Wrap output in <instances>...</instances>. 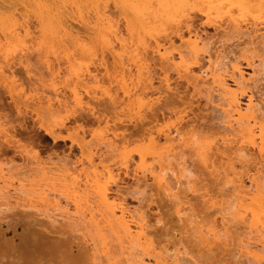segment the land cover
Listing matches in <instances>:
<instances>
[{
    "label": "bare ground",
    "instance_id": "6f19581e",
    "mask_svg": "<svg viewBox=\"0 0 264 264\" xmlns=\"http://www.w3.org/2000/svg\"><path fill=\"white\" fill-rule=\"evenodd\" d=\"M196 15L200 20L198 25L194 24ZM207 27L212 28L214 33L209 35L206 31ZM78 31H83L82 34L87 36L88 39L77 36L86 39L85 44L83 39L82 43L76 37ZM35 34H37L35 44L37 43L40 49L45 48L47 52L51 50L46 46L52 48L56 42L60 43L67 38V42L73 38L70 42L75 48L77 46L80 48H76L81 50L80 55L84 53L81 57H86V54L89 58L93 57L98 46L100 50L113 51L115 57H112L114 55L111 57L115 58L119 65L114 64L121 68L117 78L115 77L116 81H120L119 84L117 83L120 89L117 90L123 89L124 93H128L127 81L130 80L131 86L134 85L132 90L130 89L131 93L137 92L140 90L137 86L144 82L145 86L142 84L144 87H141L142 85L140 87L143 88V92L148 90L152 96L154 95L153 98L150 97L152 103L151 100H148L149 103L145 100L147 97L142 96L143 92L140 93L143 98L141 97V100L138 98L140 95L137 93L142 90L133 93L134 95L130 93L133 98L127 96L126 103L130 97L132 100L130 99L131 104L128 102L129 106L133 105L134 101V105L140 102L146 104L147 101L149 116L146 121L150 125L154 123L151 126L159 129L151 130L153 128L149 129L150 126L145 130L148 131L145 132L147 135H143L147 137V142L142 139L143 143L134 149L139 156L136 158L139 163L136 160L138 170L134 168L135 164L132 165L136 172L131 171L135 183L132 184L134 188L131 189L133 194L131 195L139 202L138 207L130 209L122 203L121 206L116 207V211L115 208L109 207L107 201L108 193L112 192L109 188L110 182L106 183L104 180L99 182L97 178L99 174L95 175L97 176L95 178L91 177L98 170L92 156L98 154L89 149L86 143L76 140L73 135L63 136L61 128L67 127L66 122H69L70 118L78 127H85L92 120L98 121L106 115L107 106L113 109L119 103L124 106L125 97H116L117 94L111 93L107 95L110 88L105 92L107 90L105 86L106 89L102 93L108 98V101L102 104H106L105 110L101 104L97 105L99 109L90 106L84 112L67 108L65 115H59L63 106L59 99L64 100L63 98L56 97L57 107L53 106V100L50 99L47 104L45 100L46 111L41 110L43 108L40 106H43L39 103L40 110L33 109L34 116L31 114L27 116V111L21 110L16 104V115L21 118L19 127L25 129V124L31 122V130H42L53 143L68 138L72 144L77 145L83 158L86 154L91 155L86 157L87 162H81L80 159L72 160L69 153L56 161L52 157L41 160L38 156L39 146L37 149L34 145L35 136L28 137L17 130L10 133L12 139L7 138L0 143V154L11 156L9 159H4L6 162L0 161V199L4 200L2 202L0 200V205H3V208L0 206V264H203V260L208 261L209 264L222 260L228 261L229 264L230 261L231 264H262L264 261V93L259 88L264 86L262 85L264 83V0H0V51H3L1 54H5L6 58L8 54L9 57L11 53L14 55L15 49L20 50L21 44L25 45L29 39L33 40ZM116 42L120 46L117 47L121 48L120 52L118 48L115 51L112 46ZM29 43L32 44L28 42V45ZM63 44H66L65 41ZM15 45L20 47L15 48ZM72 47L70 46L71 49ZM70 48L65 50L67 56L72 53L69 51ZM139 49L144 53H150L149 62L151 60L153 67L156 68L154 72L156 77L154 74V77L147 75L151 71L147 72L148 66L146 65L145 70L143 63L148 59L141 54L139 57ZM19 50L16 52L18 53ZM58 51L54 49V53ZM37 52L40 50L38 49ZM121 54L126 58V62H123L124 58ZM49 55L52 56L51 53ZM0 56L4 57V55ZM73 58V63L71 57L66 58L71 60L68 65L76 64L74 62L77 59ZM100 58L104 59V57ZM130 62H134L133 65L139 64L135 68V80L133 79L135 83H131L133 76L130 72L133 71L127 68ZM242 62L250 71L243 68ZM140 64L144 68H141ZM74 67L72 70L75 72ZM139 68L146 73L138 72V74ZM115 71L114 73L117 72ZM77 72L78 70L75 73L79 77ZM87 73H90L88 69ZM172 73L175 75L174 78ZM139 76L143 77L141 80L143 82H137ZM125 77L130 79L127 78L126 81ZM155 80L159 83L158 87L154 85ZM175 82H178L179 86H185L186 90L191 88L192 99L197 97L205 100L204 104L209 115L207 121L203 118L207 124L206 126L204 124V127L210 128V132L208 133V129L206 135L200 130V126L203 125L196 122L192 125L193 119L190 122L189 118L185 122L182 121L183 118L179 120L176 117L177 122L179 121L176 122L177 124H174V121H171L172 124L170 121L164 122L163 125L158 124L157 114L165 116V113L173 112L174 105L177 106L174 96L178 97L180 92L174 85ZM9 86L13 88L14 85ZM16 90H13L14 93ZM14 95H17V92ZM11 98L13 102L18 101L13 99L15 97L11 96ZM65 100L66 102H63L66 105L64 104L62 110L66 108L65 106H69L68 99ZM75 100L80 105V98L76 97ZM142 103L140 108L139 104L138 106L136 104L133 111L131 110L134 105L130 109L127 104L126 109L119 105L120 108L112 112L119 113L118 110L124 109L127 113L129 108L130 112L127 114L131 119L135 116L136 122L139 121L140 124L145 120L144 113L140 114L145 107ZM156 105H158L157 109H154ZM99 110L104 115L101 116ZM97 111L99 113H96ZM42 112H48L46 117L44 115L45 119L43 116L40 117ZM174 113L176 116L178 113L182 114L181 110ZM181 114L179 117L182 116ZM181 121L185 123L180 124ZM195 125L197 128L199 126L201 134L193 132V128H190L188 131L190 133L192 130V132L188 135L186 127H195ZM144 128L147 126L143 125L142 130ZM16 137L18 139H15ZM21 137L30 144H22L19 140ZM106 146L108 153L106 156L113 155L115 157L112 160L118 162L112 164L128 170V163L133 159L132 151L125 150V147H117L115 142L107 141ZM87 151L89 153H86ZM54 153L56 152L51 154ZM100 155H98L99 164L107 166L104 164L107 160L106 156ZM109 157L107 158L110 159ZM147 157L150 161L146 160ZM85 163L90 165L87 166ZM78 165L81 167L79 168ZM76 166L77 169L79 168L78 171L76 169L78 173L75 171ZM90 166L94 170L97 168L96 172L90 171L93 172L92 175L88 173ZM128 172L126 174L123 172L124 176L129 174ZM167 173L172 175L168 174L171 179L168 178ZM88 176L92 179L91 183L87 179ZM206 179H209V185L212 187L214 185V195L208 192L209 187L206 186L208 182L203 184ZM6 181L13 184V181H16L18 184L12 187L13 185L5 183ZM194 181H198V184L202 182L203 187L207 189L204 188L201 192L202 184L200 183L201 189L198 184L196 188L192 185ZM191 182L192 184H189ZM149 184H153L159 198L172 207L173 211L170 210L179 223V229L176 228L179 234L177 232L175 234V231L170 229L174 233L172 242L168 241L171 237L162 238L161 241L164 240V243L160 240L155 243V236L154 239L152 238L166 221L162 217L155 216L152 221L148 214V207L146 208L145 205H150L147 203L152 200V194L151 198L146 195L151 191H146ZM8 185L11 186L10 191L14 193L11 194L16 195L13 196L14 198L9 195L11 197L9 199L13 198L12 200L15 201V203L11 201L13 204L8 202L9 196L6 195L9 190L5 188L9 189ZM117 185L119 186L118 183ZM3 187L6 190L4 192L1 190ZM187 187L189 190H185ZM186 192L191 193L192 198L187 197ZM57 197H63L67 202L71 201L75 210L70 211L68 205L64 208L59 207ZM144 200L150 201L141 205ZM121 202L117 204L120 205ZM55 210H59L57 213H60L57 215ZM157 224L160 226L158 227ZM165 224L167 225V222ZM22 227L29 230L31 239L23 235L20 230ZM165 227L163 225L162 229ZM70 233H72L71 239L60 238ZM25 244L30 249L24 252L22 248ZM226 255H228L227 260Z\"/></svg>",
    "mask_w": 264,
    "mask_h": 264
},
{
    "label": "rangeland",
    "instance_id": "374dc122",
    "mask_svg": "<svg viewBox=\"0 0 264 264\" xmlns=\"http://www.w3.org/2000/svg\"><path fill=\"white\" fill-rule=\"evenodd\" d=\"M112 8V7H111ZM111 11H113V10H111ZM196 18V21L194 22V24L195 25H198V23H200V20H199V16H195ZM207 30V33L209 34V35H211V34H213L214 32H213V29L212 28H209V27H207L206 28ZM82 32L83 31H78V33L76 34V37L77 36H83V37H85L84 36V34H82ZM79 33H81L80 35H79ZM85 33V32H84ZM37 36V34H35V36H33L34 38H33V40H31L30 41V39H29V41H26L27 42V44L25 43V45H24V43H22L21 45V47L20 46H14L15 48L16 47H20V50L17 48V49H15V52H13L14 53V55L11 53V58L7 55V57L8 58H6V55L5 54H1L3 51H0V55H4V57L6 58V59H4V57H2L1 58V56H0V79L1 78H4V80L3 79H1L0 80V143H3L4 141H5V139H12L11 137H10V135H12V134H10V133H12V131H20V132H22V133H24L25 134V136H28V137H32L33 135L35 136L34 138H36V140H35V143H34V145H35V148H37L38 146V148H39V154L40 155H38L39 156V158H41V160H45V159H48V158H50L51 159V157H52V159L53 160H57V159H59V158H62L64 155H66V154H70V157H71V159L72 160H81V162H87V159H86V157H89V155H91V154H86V153H89L88 151L85 153L86 155H84V156H86V157H82L81 156V153H80V151H79V148L77 147V145H75V144H72L71 143V141H70V139H65L64 141H56V143H53L52 142V140L48 137V136H45V134H43V131L41 130V131H38V130H35V131H33V130H31V127H32V125H31V122H27V124H25V129H23L22 127H19V122H20V120H21V118H18L19 116H17L16 115V109H15V105L17 104L18 106H19V108L21 109V110H25V111H27V113L28 114H26L27 116L28 115H35L34 114V111H39L40 109H39V103H41L40 105H42L43 107H41L40 106V108H43V109H41V110H43V111H46V110H44V106L48 103V102H50L49 100L51 99V101H52V103H53V106H55V107H57L58 105H57V103L55 102V100H56V97H57V99H59V98H63L64 100H62V99H59L60 101H64V102H66V100L65 99H68V101H67V104L69 105V106H65L66 108V110L64 109V110H62L63 108V106H64V102L62 103L61 102V105L63 104V106L61 107V113L59 114V115H65L66 114V111L68 110V109H75L77 112H84V111H87L88 109H89V107L90 106H95V107H97V105H100L101 104V107H103V109H104V106L106 105H102V104H104V103H106L107 101H108V98L107 97H105L104 95H105V93L102 95V93L105 91V89L107 88V90L105 91V92H107L108 91V89L110 88V91L107 93V95H109L110 93L111 94H117L116 95V97L118 96V97H120V98H123V97H125V98H123V100H125V102H123V104L124 103H126V98L128 99V97H129V95L133 98V96L132 95H134V94H136L137 92H139V91H141V92H139V93H137L138 95H140L138 98L140 99L143 95H145L146 97H144V98H146L145 100H151V98L150 97H154V95L152 96L151 94L152 93H150V91H144V92H146L145 94H144V92H143V88L141 89V87H144L145 85L143 84L144 82L143 81H141L142 79H143V77H141L140 78V76H139V78L138 77H136V78H138V81L137 82H143V83H141V85L139 84L138 86H137V88H140V90H138L137 88L135 89L134 88V90H138L137 92H133V93H131V90H132V86H134V85H132L131 86V84H130V80L129 81H127L128 79H130V77L128 78V77H125V79H126V81L128 82L127 83V87L129 88V94L128 93H124V90H123V92H122V90H117V89H120V87L117 85V83L119 84V82L118 81H116L115 79L117 78L116 76H117V73L119 72V70L121 69H119V66H117V65H119V64H117L116 63V59L114 58H112V57H115V55L113 54V51L112 52H108V51H110V50H107V49H101L100 50V48H99V46H98V48L96 47L95 49L97 50V51H95V49H93V47H91V49H93V51H95V52H93V53H95L94 55H96V56H94L93 55V53H92V55H93V57L91 56L90 58L89 57H87V54L85 55L86 57H81V55H83V54H81L80 55V52H81V50L79 51L78 49H80V48H78V46L76 47V48H78V49H76L72 44V42H70V41H72V39L73 38H71L70 39V41H68L67 42V40H68V38L67 37H64V39L65 38H67V40L65 39V40H62V42H56L55 44L56 45H53V47L52 48H48L47 46H46V48L47 49H50L51 50V54H52V56L51 55H49L50 53L49 52H47V51H45V48L43 49V48H39L40 46H37V43L35 44V37ZM73 36H74V34H73ZM71 37V36H70ZM75 37V36H74ZM83 37H82V39H83ZM87 37V36H86ZM85 37V38H86ZM77 38H79V37H77ZM80 40V42H82V39L81 38H79ZM86 39H88V38H86ZM85 39V40H86ZM213 39H215V37L213 38ZM37 40H38V37H37ZM37 40H36V42H37ZM74 40H75V38H74ZM78 40V39H77ZM84 39H83V42L85 41ZM90 40V39H89ZM34 41V42H33ZM64 41H65V43L67 44V48H65L66 47V44L64 45L63 43H64ZM78 41V42H79ZM91 41V40H90ZM90 41H88V44L90 43ZM28 42H31L32 44L30 45V43H29V45H28ZM70 42V43H69ZM73 42H75V41H73ZM82 42V43H83ZM72 43V44H71ZM77 43V42H76ZM75 44V43H74ZM84 44H85V42H84ZM87 44V45H88ZM116 44V45H115ZM114 45H112V46H114V50L116 51L117 49L116 48H118V47H120L119 45H118V43L116 42ZM18 45V44H17ZM20 45V44H19ZM24 45V46H23ZM91 44H89V46H90ZM93 45V44H92ZM28 46L30 47V48H28ZM34 46H36V48L34 47ZM42 47H44V45H41ZM70 46L72 47V49L70 48ZM94 46H96V44L94 43ZM118 46V47H117ZM70 48V53H68V54H70V56H67V54L65 53V50H68L69 48ZM28 48V49H27ZM32 48V49H31ZM90 48V47H89ZM2 49V48H1ZM35 49V50H34ZM38 49L40 50V52H37L38 51ZM46 49V50H47ZM54 49H55V51H58V49L60 50V51H58V53H54ZM77 51H76V50ZM111 49H113V47L111 48ZM119 49V48H118ZM121 49V48H120ZM118 50L119 52L121 51V50ZM17 50H19L18 51V53L16 52ZM27 50V51H26ZM37 50V51H36ZM72 50V51H71ZM75 50V51H74ZM90 50V49H89ZM98 50H100V52H98ZM44 52V54H43V52ZM69 51H66V52H69ZM74 51V52H73ZM48 54H47V53ZM62 52V53H61ZM79 52V53H78ZM101 52H102V54H101ZM137 52H138V50H137ZM139 57H141V55H143L146 59H148V61H146L147 63L149 62V59H150V53L149 52H143V51H140V49H139ZM21 53V54H20ZM38 53H40V54H38ZM66 54V56H64L65 54ZM87 53V52H86ZM109 53H112V54H109ZM118 53V52H117ZM38 54V55H37ZM47 54V55H46ZM63 54V55H62ZM73 54V55H72ZM78 54H79V56H78ZM90 54V53H89ZM141 54V55H140ZM62 55V56H61ZM75 55H77V56H75ZM112 55H114V56H112ZM121 55H123V54H121ZM147 55V56H146ZM44 56H45V58H44ZM47 56V57H46ZM75 56V59H77V60H75L73 57ZM89 56V55H88ZM112 56V57H111ZM149 56V57H148ZM13 57V58H12ZM70 58L71 57V60H72V58L76 61V62H74V63H76V64H71V65H68L69 64V61L71 62V60H69V59H67L66 60V58ZM100 57H104V59L103 58H100ZM123 58H124V60H123V62L125 61L126 62V58L124 57V55L122 56ZM144 57L142 58V59H144ZM10 58V59H9ZM79 58V59H78ZM80 58H82L83 60H84V62H83V60L82 59H80ZM86 58V59H85ZM89 58V60L87 61V59ZM98 58V59H97ZM49 59V60H48ZM101 59H103V60H101ZM22 60V61H21ZM46 60V61H45ZM48 60V61H47ZM80 60V61H79ZM24 61V62H23ZM77 61H79V62H77ZM86 61V62H85ZM114 61V62H113ZM141 61H143V60H141ZM26 62V63H25ZM89 62V63H88ZM101 62V63H100ZM112 62H113V64L114 63H116L117 65H113L112 64ZM128 62V61H127ZM144 62V61H143ZM146 62H144L143 63V65L145 64V70H146V65L148 66V71L147 72H149V71H151V72H149V74H147V75H150V76H153V74H154V72H156V68L155 67H153V63H152V61L150 60V62L148 63L149 65H152L151 67L146 63ZM68 63V64H67ZM72 63H73V60H72ZM77 63H80L81 65H77ZM84 63V64H83ZM86 63V64H85ZM129 63V62H128ZM128 63H125L126 65L128 64ZM51 64V65H50ZM124 64V65H125ZM134 64V62H130V66L129 65H127V68H129L131 71H133V72H130V73H132V75L131 76H133L131 79L133 80H135V74H136V71H135V68H136V65H137V67H138V63L136 64V65H133ZM142 64V63H141ZM140 64V67L142 68L143 67V65H141ZM69 67H68V66ZM74 65H75V67H74ZM132 65H133V67H132ZM242 65H243V68L245 69V70H247V71H250V69L248 68V67H246V64L244 63V62H242ZM71 66V67H70ZM76 66H77V68H76ZM79 66V67H78ZM112 66H114V68L112 67ZM73 67H74V69H75V72L78 70V72H77V74H78V76L79 77H77V75H76V73L72 70L73 69ZM118 67V68H117ZM150 67V68H149ZM79 68V69H78ZM141 68H139V69H137V73L138 72H140V73H142V72H145L144 70H142ZM144 68V67H143ZM87 69L90 71V73H87ZM114 69H116V71L114 70ZM106 70H107V72H106ZM112 70H113V72H112ZM111 71V72H110ZM114 71L116 72V73H114ZM110 72V73H109ZM113 73V74H112ZM120 73H121V71H120ZM134 73V74H133ZM146 73V72H145ZM145 73H142V74H145ZM89 74H91V76L89 75ZM139 74V73H138ZM138 74H137V76H138ZM142 74H140V75H142ZM95 75V76H94ZM107 75H108V77H107ZM109 75H111L113 78H111V76L109 77ZM121 75V74H120ZM119 75V76H120ZM174 75V73H172V76ZM118 76V77H119ZM154 76L156 77L157 75L156 74H154ZM153 76V77H154ZM116 77V78H115ZM175 77V75L173 76V78ZM67 78V79H66ZM128 78V79H127ZM111 79L113 80L112 82H111ZM139 79H140V81H139ZM3 80V81H2ZM115 80V81H114ZM131 81V83H135L136 81ZM2 81V82H1ZM110 81V82H109ZM109 82V83H108ZM7 83V84H6ZM112 85H111V84ZM4 84V85H3ZM99 84V86H97ZM100 84H105V85H100ZM9 85H14L13 86V88H12V86H9ZM137 85V84H136ZM136 85H135V87H136ZM154 85H155V87L157 86L158 87V85H159V83H158V81L157 80H155L154 81ZM174 85H176V87H178V92H180L179 93V96L178 97H176V96H174L176 99H174L175 100V102H176V104H177V106L176 105H174L173 107V112L171 111V113L169 112V113H165V116H161L160 114H157L158 115V118H157V121H158V124H162L163 125V123L164 122H168V121H174V124L177 122V118H179V120H180V118H183L182 119V121H188L189 119V121L191 122V120L193 119V123H192V125H194L195 124V122H196V124L198 123V124H200L201 123V125H203L202 127L200 126V130L202 131V133H204V135H206L205 133L208 131V129H209V131H208V133L210 132V128H206V127H204V124H205V120L207 121V119H208V115H209V112H208V110H206L207 108L205 107L206 105L204 104L205 102V100L204 99H201V98H197L196 97V99L195 98H193L192 99V97L190 96V95H192V89L190 88V89H188V90H186V89H184L185 88V86H182V85H180L179 86V84H178V82H175V84ZM262 85H264V83L262 84ZM5 86V87H4ZM8 86H9V88H8ZM53 86H55L54 88H53ZM101 86V87H100ZM105 86H107L105 89H104V87ZM131 86V87H130ZM141 86V87H140ZM98 87V88H97ZM114 87V88H113ZM117 87H119V88H117ZM264 86H260V91H262V93H264ZM19 89V90H16V89ZM101 88H103V89H101ZM7 89V90H6ZM9 89V90H8ZM16 90L15 91V93H14V91L13 90ZM21 89V90H20ZM85 89H86V91H85ZM115 89H116V91H115ZM131 89V90H130ZM262 89V90H261ZM80 92H79V91ZM101 90H102V92H101ZM186 90V91H185ZM256 90V89H255ZM8 91V92H7ZM9 91H10V93H9ZM21 91V92H20ZM73 91V92H72ZM89 93H88V92ZM113 91L114 92H116V93H113ZM177 91V90H176ZM185 91V92H184ZM258 93H259V91L258 90H256ZM255 91V92H256ZM16 92H17V95H14V94H16ZM89 94H87V93ZM143 92V94H142V96H141V94L140 93H142ZM256 92V93H257ZM77 93H80V94H77ZM87 95H86V94ZM101 93V94H100ZM124 95H123V94ZM132 95H131V94ZM150 95H149V94ZM190 93V94H189ZM257 93V94H258ZM261 93V92H260ZM9 94H11V96L12 97H15V98H13V99H15V100H18L17 102H19V103H17L16 101H14L13 102V100H11L12 98H11V96L9 95ZM110 94V95H111ZM182 95V97H184V98H182V97H180L181 95ZM188 94V95H187ZM73 95H75V96H73ZM100 95H102V97H103V99H102V97L100 96ZM106 95V96H107ZM16 96H18V97H16ZM66 98H65V97ZM90 96H91V98H90ZM123 96V97H122ZM128 96V97H127ZM137 96V95H136ZM76 97H79L80 98V105L78 104V103H76L75 101V99H76ZM130 97V99L132 100V98ZM142 97V98H143ZM180 97V98H179ZM17 98V99H16ZM73 98H75V99H73ZM106 98H107V100H106ZM70 99V100H69ZM74 101H73V100ZM127 100V103L126 104H124V106H121L120 104H122V103H119V105L121 106V107H123L124 109H126L125 108V105H127L128 104V106H129V103L131 102V100ZM134 99H136L135 97H134ZM198 99V100H197ZM41 100V101H40ZM45 100H46V104H45ZM48 100V101H47ZM141 100V99H140ZM143 100V99H142ZM191 100V101H190ZM194 100H195V102H194ZM197 100V101H196ZM38 101H40V102H38ZM147 101H146V104H145V102H140V104L139 103H136L137 104V106H138V104H139V108L142 106L141 105V103L143 104V106H144V104H145V107H143L144 108V110L142 111V109H141V113H140V111H138L141 115L143 114V116H145L143 119H145L144 121L142 120V123H138V122H136V118H135V116L131 119V116H129L127 113H129L130 112V109H132V106L134 105V103H135V101L132 103L133 105H130L129 106V108H128V112L126 113V111L124 110V112H121V111H123V110H118L117 112H119V113H116V112H112V111H116L117 109H119L120 107H119V105L117 104V106L116 107H114V109L113 108H110L109 106H107L106 108L108 109V111L106 110V112H105V114L106 115H104V114H102L103 112L101 111L100 112V110H99V112H100V115L102 116V115H104V116H102L101 118H100V116H99V120L97 121V120H92V121H89L88 122V125L86 126L85 125V127L83 126V127H78L77 125H75L76 123H72L73 121H71V119L72 118H70V121H71V123H70V121L69 122H66L67 123V127L66 128H61V130H62V135L63 136H65V137H67V136H69V135H73V137L76 139V140H78V141H80V142H84V143H86L87 144V147H90L89 149H91L93 152H95L96 151V155L98 154V155H100L101 153H102V155H100V156H106V154L108 155V153H107V146H106V142L107 141H109V142H115L118 146L117 147H119L120 146V148L121 147H125V150H129V151H132L131 152V155H132V158L133 159H131L130 161H129V163H128V170H129V172H128V170H126L125 168H123L122 166H118V167H116V165L115 164H117V163H115L114 162V160H112L115 156H113L112 155V153H111V155L113 156H111V157H109V156H106L105 158L107 159L105 162H104V164L106 165L107 164V166H102V165H100L99 164V156L97 155V156H92L93 157V163H95V164H97L96 165V167L98 168V170H97V173H94L93 174V172H90V171H95L94 170V168L92 167V166H90L89 168L91 169H89L88 168V173L90 172V175H92L91 177L92 178H95V177H97V176H95V175H98L99 174V176L97 177L98 178V180H99V182H103L102 180H104L106 183H109V188L111 189V191L112 192H109L108 193V199H107V201H108V204H109V207L110 208H115L116 209V211H117V208H118V206H121V204L122 205H127L126 207L127 208H130V209H132L133 207H138V205L137 204H139V202H137V200H135L134 199V196H132L133 194H132V190L131 189H133L134 188V186H132V184H134L135 185V183H133L134 181H133V179H132V177L131 176H133L134 174V172H136V170H138V168L136 169V167H137V161H138V163H139V160H137L136 158H139V156L137 155V153H135V147H137V145H140V143H143V141H145V142H147V137L146 136H143V135H147L145 132H148V131H145V130H147L151 125H154V123H151V125L146 121V119H147V117L149 116V110H148V108H149V104L147 105ZM163 101V100H162ZM181 101V102H180ZM193 101V102H192ZM75 102V103H74ZM129 102V103H128ZM150 101H148V103H149ZM183 102V103H182ZM186 102V103H185ZM191 102V103H190ZM151 103H152V100H151ZM45 104V105H44ZM131 104V103H130ZM136 104L134 105V108L131 110V111H133L134 109H135V107H136ZM66 105V104H65ZM141 105V106H140ZM25 106V107H24ZM71 106V107H70ZM148 108H147V107ZM157 106L158 105H156V106H154V109L156 108L157 109ZM184 106V107H183ZM73 107V108H72ZM100 107V106H99ZM118 107V108H117ZM186 107V108H185ZM68 108V109H67ZM139 108H137V110H139ZM147 108V109H146ZM27 109V110H26ZM33 109H35L34 111H33ZM37 109H39V110H37ZM97 109H99L98 107H97ZM112 109V110H111ZM176 109V110H175ZM181 110V112H182V114L181 113H178V111L179 110ZM110 110V111H109ZM178 110V111H177ZM30 111V112H29ZM32 111V112H31ZM64 111V112H63ZM136 111V110H135ZM134 111V112H135ZM154 111H156V110H154ZM98 111L96 112V113H99ZM134 112H132V115H133V113ZM138 112H135V113H138ZM150 112H152V111H150ZM174 112H177L178 113V116H176V113H174ZM208 114H207V113ZM36 113V112H35ZM44 113V114H43ZM47 113L48 112H42V113H40V114H42V115H40V117L42 118V116L44 117V115H45V117L47 116ZM121 113H124V114H122L121 115ZM58 114V113H57ZM139 114V115H140ZM169 116H168V115ZM179 114H181L182 116H180L179 117ZM185 114V115H184ZM49 115V114H48ZM54 115H55V113H54ZM130 115H131V113H130ZM138 115V116H139ZM137 115H136V117H138ZM200 116V117H199ZM202 116V117H201ZM211 116V115H210ZM45 117L43 118V119H45ZM141 118H142V116H140ZM169 117H171V119L169 118ZM175 117V118H174ZM177 117V118H176ZM131 119V121H130V119ZM169 118V119H168ZM189 118V119H188ZM200 118H204L203 120L201 119L200 120ZM210 118V117H209ZM49 119H52V118H49ZM133 119H135V120H133ZM69 120V119H68ZM176 120V121H175ZM182 121H181V123L180 124H184L185 122H183L182 123ZM134 122H135V124H134ZM169 122V123H170ZM172 122H171V124H172ZM179 122V121H178ZM177 122V123H178ZM202 122H203V124H202ZM23 123H25V122H23ZM138 123V124H137ZM176 123V124H177ZM207 123V122H206ZM146 124V125H145ZM84 125V124H83ZM143 125H144V127L145 126H147V128H144L143 130H142V127H143ZM149 125V126H148ZM165 125V124H164ZM207 124H205V126H206ZM69 126V127H68ZM138 126V127H137ZM161 126V125H160ZM162 127V126H161ZM141 128V129H140ZM151 128H153V129H151ZM165 128V127H164ZM171 128V127H170ZM186 128H188V129H185V130H189L190 131V128H193L192 130H193V132H200V130L198 129L199 128V126H198V128H197V126L195 125V127H186ZM197 128V129H196ZM203 128V129H202ZM149 129H151V130H156V129H159V128H157V127H150ZM161 129V128H160ZM207 129V130H206ZM142 130V131H141ZM192 130H191V132H192ZM196 130H198V131H196ZM206 130V131H205ZM189 131H188V135L191 133H189ZM144 132V133H143ZM9 134V135H8ZM142 134V135H141ZM195 134V133H194ZM198 134V133H197ZM196 134V135H197ZM199 134H201V132L199 133ZM203 135V134H202ZM202 135H199V136H202ZM123 136H124V138H123ZM10 137V138H9ZM15 139H18L17 137L15 138ZM37 139L39 140V141H37ZM82 139H83V141H82ZM142 139H143V141H142ZM20 140V142L22 143V144H25V145H27V144H30V142L29 141H27L25 138H20L19 139ZM102 141H105V142H102ZM38 142V143H37ZM40 142V143H39ZM105 143V145H103ZM37 144V145H36ZM89 145V146H88ZM142 146V145H141ZM37 148V149H38ZM94 148H95V150H94ZM119 148V149H120ZM41 149V150H40ZM119 149H117L118 151H119ZM56 152V153H54V154H51L52 152ZM70 151H71V153H70ZM98 151V152H97ZM120 151H122L121 149H120ZM30 152H32V151H30ZM33 153V152H32ZM31 153V154H32ZM30 154V155H31ZM51 154V155H50ZM68 154V155H69ZM29 155V156H30ZM57 155V156H56ZM33 156V155H32ZM32 156H30V157H32ZM138 156V157H137ZM107 157H109L110 159H108ZM0 161H1V163L2 162H6V161H4V159H9V158H11V156H10V154L9 155H3V154H0ZM186 158H188L187 157V155H186ZM147 159H149V157H147L146 158V160ZM189 159V158H188ZM105 160V159H104ZM134 160V161H133ZM137 160V161H136ZM149 161H150V159H149ZM149 161H147V163H149ZM112 162L113 163H115L114 165L112 164ZM189 162V161H188ZM134 164H135V166H134ZM85 165H87V166H89L88 164H86L85 163ZM134 166V168L136 169V170H134L133 169V166ZM79 166V168L81 167L80 165H78ZM95 166V165H94ZM92 167V168H91ZM119 167H121V168H119ZM130 167V168H129ZM78 168V169H79ZM76 169H77V166H76V168H75V171H76ZM78 169H77V171H78ZM124 169H125V171H127L129 174H127L126 176H124V174H126L127 172H125L124 171ZM134 170V171H133ZM76 171V172H77ZM99 171H101V172H99ZM119 171V172H118ZM133 173H132V172ZM75 172V174H77ZM96 172V171H95ZM99 172V173H98ZM110 172V173H109ZM117 172L119 173V175H117ZM123 172H124V174H123ZM168 172H169V170H168ZM101 173V174H100ZM133 175H132V174ZM103 174V175H102ZM112 176H111V175ZM168 174L169 173H167V176H168ZM169 175H171V174H169ZM103 176H104V179H103ZM109 176V177H108ZM130 176V177H129ZM172 176V175H171ZM171 176H168V178H170L171 179ZM102 177V178H101ZM134 177V176H133ZM136 178H137V176H135ZM89 176H88V181L90 182V181H92V179L90 178V180H89ZM106 178V179H105ZM116 178V179H115ZM114 180V181H113ZM130 180V181H129ZM121 181H123V182H121ZM132 181V182H131ZM12 182V181H11ZM14 182V184L13 183H10L9 181H8V183H7V181L5 182V183H7V184H12L11 186L12 187H14V185H16V184H18V183H16V181H13ZM112 182V183H111ZM125 182V183H124ZM206 182H208V184L206 183ZM91 183V182H90ZM117 183L119 184V186L117 185ZM122 183V184H121ZM124 183V184H123ZM202 184V182H199V184H198V181L197 182H195L194 181V183L192 184V182L191 183H189V184H192V185H195V187L197 186L196 184H198L199 186V188H200V186H201V184ZM207 184L206 186H208L209 188H208V192H210V194L212 193L213 195L215 194V192L213 193V191H214V185H213V187H212V185H209L210 183H209V179H206L204 182H203V184ZM212 183V182H211ZM129 184V185H128ZM188 184V186H190ZM203 184H202V187H203ZM213 184V183H212ZM10 185H8V186H10ZM124 185H126V186H124ZM191 185V186H192ZM5 186H6V184H5ZM4 186V187H5ZM11 186L9 187V189L8 188H5V189H7V194L6 195H12V197L13 196H16V195H13L14 193L13 192H11L10 191V189H11ZM120 186H121V188H120ZM132 188H131V187ZM210 186H211V188H210ZM4 187H3V189H1V190H3L2 192H4ZM7 187V186H6ZM16 188H17V186H15ZM128 187V188H127ZM124 188V189H123ZM126 188V189H125ZM151 188V189H150ZM188 188V189H187ZM185 190H189V187H187ZM191 188V187H190ZM197 188V187H196ZM198 188V189H199ZM205 187H203L200 191L202 192V190L204 189ZM78 189V188H77ZM120 190V192H119V190ZM192 189V188H191ZM205 189H207V187L205 188ZM12 190V189H11ZM79 190V189H78ZM148 190V191H147ZM151 190V191H150ZM209 190H211V191H209ZM6 191V190H5ZM146 191L147 192H149V195H148V193H146V195L148 196V197H150V195H151V199L153 200H151L150 198V200H147V201H143V202H141L140 204L141 205H144V204H146V202H148V201H150V203H147V204H150V205H145L146 206V208H147V211H148V214L150 215V217H151V220H152V218L155 216V217H162V219L164 220V221H166L167 222V225L165 224L166 222H164V224H162V227H163V225L164 226H166L165 228H163L162 229V227H159L160 226V224L158 225L157 224V226L160 228V229H157V233L156 234H153V236H152V238L154 239V236H155V243H157V241L158 240H160V242H162L161 241V239L162 238H164V237H168V238H170L171 237V240H168L169 242L171 241H173V238L172 237H174V236H172V234H174L172 231H175V234H176V232H177V229H179V223H178V221H176L177 219L175 218V216H173L174 214H173V210L171 209L172 207H170V205L169 204H167V202L165 203L163 200H161V198H159L160 196H158L157 195V192H156V189H155V186L153 185V184H149L147 187H146ZM199 191V192H200ZM6 193V192H5ZM4 193V194H5ZM11 193H13V194H11ZM156 193V194H155ZM187 194H188V196L187 197H189V198H192L191 197V193L189 194V192H186ZM0 194H1V192H0ZM110 194V195H109ZM132 194V195H131ZM112 195V196H111ZM122 195L124 196V197H122ZM183 195V194H182ZM7 197L8 199L9 198H11V197ZM216 196H217V194H216ZM91 197V196H90ZM111 197V198H110ZM116 199H115V198ZM125 201V202H121V201H123L121 198ZM6 197H5V199L6 200H8ZM14 198V197H13ZM12 198V199H13ZM58 198V197H57ZM61 198H62V200H61ZM125 198V199H124ZM215 199H216V197H214ZM12 199H9L8 200V202L10 201H13V203H15V201L14 200H12ZM15 199H16V197H15ZM59 199V207H67V205H68V208H69V210L70 211H72V210H75V207L73 208L72 207V203H71V201L69 202H67V200H64L63 199V197H59L58 198ZM91 199H93V198H91ZM90 199V200H91ZM1 200V199H0ZM3 200V199H2ZM2 200H1V202H2ZM18 200H19V198H18ZM21 200H23V199H21ZM4 201V200H3ZM193 201V200H192ZM22 202H24V200L22 201ZM116 202V203H115ZM118 202H121V203H119L120 205H118L117 203ZM194 202V201H193ZM12 202H11V204H13ZM64 203H66V204H64ZM71 203V204H70ZM62 204V205H61ZM135 204V205H134ZM74 205V204H73ZM137 205V206H136ZM1 206V205H0ZM3 206V205H2ZM1 206V208H3ZM140 206V205H139ZM71 207V208H70ZM117 207V208H116ZM1 208H0V210H1ZM37 208V207H36ZM39 208V207H38ZM73 208V209H72ZM172 211H171V210ZM3 210V209H2ZM33 210V209H32ZM60 210V209H59ZM59 210H55V211H53V212H55V213H57V211H59ZM62 212V211H61ZM60 213V212H59ZM59 213H57V215L59 214ZM159 216H158V215ZM56 215V214H55ZM152 215V216H151ZM161 215V216H160ZM164 216V217H163ZM41 217V216H40ZM43 217V216H42ZM167 217V218H166ZM39 219V218H38ZM41 219V218H40ZM43 219V218H42ZM45 220H46V218H44ZM154 219V218H153ZM153 221V220H152ZM177 228V229H176ZM155 229V232H156V227L154 228ZM162 229V230H161ZM172 231H171V230ZM21 232L23 233V235H27L28 237H30V239H31V236H30V232H29V230L27 229V228H24V227H22L21 229ZM160 232V233H159ZM154 233V232H153ZM158 233H159V235H158ZM161 233H162V235H161ZM164 233V234H163ZM178 233V232H177ZM67 234V233H66ZM72 233H70V234H68V235H66V236H64V237H60V238H65V239H71L70 237L72 236L71 235ZM179 234V233H178ZM177 234V235H178ZM157 235V236H156ZM167 235V236H166ZM53 237H57V236H53ZM165 239V238H164ZM176 239H177V237H176ZM165 241L163 240V242L162 243H164ZM23 250H24V252L26 251V250H29L30 249V247L27 245V244H25L24 246H23V248H22ZM19 251V250H18ZM75 251H78V250H75ZM74 251V252H75ZM227 256L228 255H226V260H227ZM220 257H221V255H220ZM232 260V259H231ZM245 260V259H244ZM205 262H208V261H205ZM204 262V260H203V264H206ZM228 262V261H227ZM225 260H222V261H220V262H218V263H215V264H229V263H227ZM207 264H209V262L207 263ZM230 264H231V261H230ZM249 264V263H248ZM262 264H264V261H262Z\"/></svg>",
    "mask_w": 264,
    "mask_h": 264
}]
</instances>
